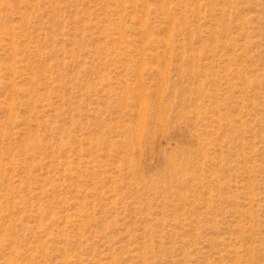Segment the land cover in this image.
<instances>
[{"label": "rangeland", "instance_id": "obj_1", "mask_svg": "<svg viewBox=\"0 0 264 264\" xmlns=\"http://www.w3.org/2000/svg\"><path fill=\"white\" fill-rule=\"evenodd\" d=\"M0 264H264V0H0Z\"/></svg>", "mask_w": 264, "mask_h": 264}]
</instances>
